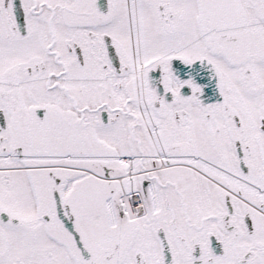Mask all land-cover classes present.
<instances>
[{
  "label": "snow or ice",
  "instance_id": "6c2138e0",
  "mask_svg": "<svg viewBox=\"0 0 264 264\" xmlns=\"http://www.w3.org/2000/svg\"><path fill=\"white\" fill-rule=\"evenodd\" d=\"M0 264H264V0H0Z\"/></svg>",
  "mask_w": 264,
  "mask_h": 264
}]
</instances>
